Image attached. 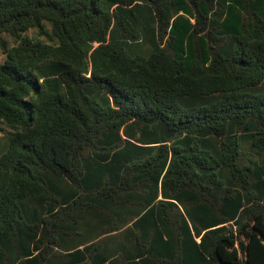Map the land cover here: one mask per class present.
I'll list each match as a JSON object with an SVG mask.
<instances>
[{
    "label": "trees",
    "instance_id": "trees-1",
    "mask_svg": "<svg viewBox=\"0 0 264 264\" xmlns=\"http://www.w3.org/2000/svg\"><path fill=\"white\" fill-rule=\"evenodd\" d=\"M0 49V264H264V0H0Z\"/></svg>",
    "mask_w": 264,
    "mask_h": 264
},
{
    "label": "crops",
    "instance_id": "crops-1",
    "mask_svg": "<svg viewBox=\"0 0 264 264\" xmlns=\"http://www.w3.org/2000/svg\"><path fill=\"white\" fill-rule=\"evenodd\" d=\"M159 199H162V197H160ZM98 222L100 224V229H101L105 223L104 221H98ZM133 222H129L127 226H124L118 232H114L109 236H103L106 237L104 238L103 244L106 246V248H108V251L111 252L113 255L119 253L122 257L127 259V261H130L131 258L134 259V256H132V254L135 253V247L133 245L134 231L127 232L128 227H131ZM164 240H167L166 236H164ZM196 241L199 242V239H196ZM83 248L84 246L80 247V249Z\"/></svg>",
    "mask_w": 264,
    "mask_h": 264
},
{
    "label": "rangeland",
    "instance_id": "rangeland-1",
    "mask_svg": "<svg viewBox=\"0 0 264 264\" xmlns=\"http://www.w3.org/2000/svg\"><path fill=\"white\" fill-rule=\"evenodd\" d=\"M3 37L9 42V46H14V42L8 35H3ZM6 61V56L2 53L0 49V64H3ZM11 135L9 130H5L0 134V156L5 152V149L8 147L10 142Z\"/></svg>",
    "mask_w": 264,
    "mask_h": 264
}]
</instances>
